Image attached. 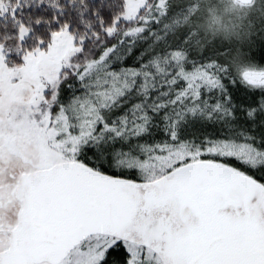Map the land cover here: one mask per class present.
Listing matches in <instances>:
<instances>
[{
	"label": "snow or ice",
	"instance_id": "6c2138e0",
	"mask_svg": "<svg viewBox=\"0 0 264 264\" xmlns=\"http://www.w3.org/2000/svg\"><path fill=\"white\" fill-rule=\"evenodd\" d=\"M198 4L0 0V264H264V8Z\"/></svg>",
	"mask_w": 264,
	"mask_h": 264
},
{
	"label": "rangeland",
	"instance_id": "374dc122",
	"mask_svg": "<svg viewBox=\"0 0 264 264\" xmlns=\"http://www.w3.org/2000/svg\"><path fill=\"white\" fill-rule=\"evenodd\" d=\"M199 2L200 19L207 24L206 30L210 38H219L224 41L232 37L235 27L245 21L250 11H255L253 9L246 10L245 6H240L235 0H230V4H224L221 0H199ZM253 4H256L258 9L264 8L261 0H254ZM18 169L10 165L8 174H11L13 170L18 171Z\"/></svg>",
	"mask_w": 264,
	"mask_h": 264
},
{
	"label": "trees",
	"instance_id": "16d2710c",
	"mask_svg": "<svg viewBox=\"0 0 264 264\" xmlns=\"http://www.w3.org/2000/svg\"><path fill=\"white\" fill-rule=\"evenodd\" d=\"M221 1H223L224 4H225V3H226V4H230V3H231L230 0H221ZM199 4H200V2H199ZM199 4H198V6H199ZM242 6H243V5H242ZM244 8H245L246 10H252V5H250V6H245ZM199 16H200V14H199ZM210 17H211V16H210ZM210 17H209V18H210ZM209 18H208V19H209ZM199 27L201 28V30H203V31H205V32H208V31L206 30V29H207V24H205V21H201ZM12 163H13V164H11L12 167H16V168H19V167H20V163H19V161H17L15 158H13Z\"/></svg>",
	"mask_w": 264,
	"mask_h": 264
},
{
	"label": "water",
	"instance_id": "95a60500",
	"mask_svg": "<svg viewBox=\"0 0 264 264\" xmlns=\"http://www.w3.org/2000/svg\"><path fill=\"white\" fill-rule=\"evenodd\" d=\"M240 6H250L254 3V0H235Z\"/></svg>",
	"mask_w": 264,
	"mask_h": 264
}]
</instances>
